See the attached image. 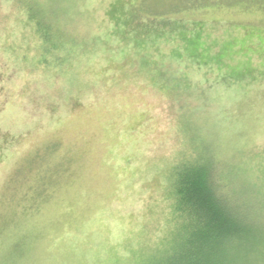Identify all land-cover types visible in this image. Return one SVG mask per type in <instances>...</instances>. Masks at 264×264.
I'll list each match as a JSON object with an SVG mask.
<instances>
[{"label": "rangeland", "instance_id": "374dc122", "mask_svg": "<svg viewBox=\"0 0 264 264\" xmlns=\"http://www.w3.org/2000/svg\"><path fill=\"white\" fill-rule=\"evenodd\" d=\"M192 142L264 223V0H0V264L149 263Z\"/></svg>", "mask_w": 264, "mask_h": 264}, {"label": "trees", "instance_id": "16d2710c", "mask_svg": "<svg viewBox=\"0 0 264 264\" xmlns=\"http://www.w3.org/2000/svg\"><path fill=\"white\" fill-rule=\"evenodd\" d=\"M29 15L28 23L34 24L35 9ZM35 25L37 28L32 33L35 32L42 49L39 64L54 67L66 63L68 58L57 53L64 46L47 47L46 43L51 44L48 30ZM45 55L51 57L50 63L43 59ZM192 144V154L180 156V162L173 168V196L169 199L170 214L176 223L175 235L168 246L162 248V242L161 246H155L159 250L157 256L147 264H264L263 221L255 220L246 205H240L238 192L234 198L223 178L226 190L222 191L217 182L207 187L213 182L212 163L204 146H201L202 155L194 148L195 142ZM219 191L222 193L218 197Z\"/></svg>", "mask_w": 264, "mask_h": 264}]
</instances>
